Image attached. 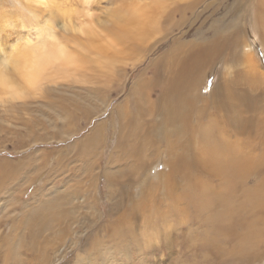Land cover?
Returning <instances> with one entry per match:
<instances>
[{"label": "bare ground", "instance_id": "obj_1", "mask_svg": "<svg viewBox=\"0 0 264 264\" xmlns=\"http://www.w3.org/2000/svg\"><path fill=\"white\" fill-rule=\"evenodd\" d=\"M181 1L115 0L112 30L104 36L90 11L79 15L84 19L76 30L89 38L80 51L90 52V63L103 69L133 62L134 82L115 106L111 130L101 122L69 147L85 162L86 178L69 187L65 180L48 193L40 188L41 199L14 221L13 229L28 240L6 236L3 264H26L22 249L30 256L27 264H52L51 256L63 255L67 243L78 252L72 264H132L150 249L171 253L176 247L189 259L179 258V264L264 261V72L257 66L258 54L264 57V0L251 1L253 11L240 6L230 15L208 16L192 35L183 32L154 57L163 46L160 35H173V26L178 30L185 20ZM178 12L183 20H176ZM50 35L51 51L39 69L46 82L54 74L49 68L65 78L76 63L64 41ZM121 74L128 79L126 70ZM83 114L90 119L84 108ZM56 162L66 171L64 158ZM103 184L107 212L97 208ZM80 210L91 215L80 217Z\"/></svg>", "mask_w": 264, "mask_h": 264}, {"label": "rangeland", "instance_id": "obj_2", "mask_svg": "<svg viewBox=\"0 0 264 264\" xmlns=\"http://www.w3.org/2000/svg\"><path fill=\"white\" fill-rule=\"evenodd\" d=\"M114 1L55 0L52 6H48L44 0L43 3H41V0L38 2L28 0L26 10L29 15L27 17L16 11L0 16V47H4L5 50L9 49L11 44L15 43L17 39L28 35L26 31L22 30V25L26 24L30 30L40 29L42 26H50L51 31H54L64 41V44L68 46L69 50L76 55L74 59L76 65L74 64L67 69L65 78L54 77L56 76L54 69L49 68L48 75L53 74V72L54 74L52 75L53 78L48 80L47 87L43 92L14 105L0 107V246L2 247L4 245L3 239L6 236H10L12 232L20 234V236L25 235V239L28 240V236L25 233L24 235L21 234L20 228L18 233L16 229H13L14 221L20 223V218L24 217V210L26 209V213L33 209L35 202L41 199L40 188H46V193H48L52 192L54 186L62 187V183L65 180L67 181L66 187H69L79 179L86 178L82 170L85 162L78 159L77 149L74 150L73 147H69L87 136L90 137L101 122H105V132L111 130L110 120L115 106L124 102L125 96L131 89L135 77L130 75L131 70L135 68L134 64H132L133 62L127 61L126 64L115 63L110 69H103L97 67L99 64L92 65L90 63L95 60V57L90 52L87 50L80 51V45H86L89 39L88 36L76 30L79 27L80 20L84 19L80 16L84 12L90 11V18L93 20L97 33L103 36L109 35L110 30H112V14L118 5ZM251 1L256 2L257 0L181 1L179 4L187 10L184 11L185 20L181 19L180 12L176 14L175 18L177 21L183 20L181 27L175 30L173 26V35H160L161 37L158 40L163 42V46H160L158 52L153 54V56L163 55L172 44V41L182 39L183 36L181 35L183 32L192 35L195 32L196 24L211 20H208V16L216 18L230 15V13L242 6L243 9L253 11L254 9L249 6ZM247 2H249L248 5ZM51 10L52 12L50 13L49 11ZM196 17H198L197 21ZM200 20L202 21L200 22ZM95 38L96 36L92 40L94 41ZM189 38L187 37V39ZM78 46L79 48H77ZM258 58L259 64L257 66L259 70L264 72V57L259 53ZM150 59L147 60L146 64L138 65L139 67L136 66V70L143 71ZM150 67L151 63L147 69L150 70ZM123 70L127 71L128 75L125 77L128 79H123L121 74ZM217 74L221 76L218 71ZM77 95H80L79 97L82 99H79V97L76 99ZM69 101L73 107L70 104L67 105ZM65 103L66 107L64 106ZM83 108L91 115L90 119L83 114ZM45 152L47 155H45ZM103 154H105L104 159L106 154H110L108 146H106V150H103ZM59 156L65 160L66 171L61 170L56 162L60 158ZM102 162V166H104L105 161L103 160ZM39 168L40 171L38 172ZM111 170L115 171L117 169L112 168ZM52 178L55 182H51ZM86 188L87 182L85 180L84 189ZM104 189L105 184L102 185L100 198L105 195L106 189ZM94 192L95 190L92 193ZM85 196L87 197L88 195L85 194ZM103 197L100 199V203H98L100 205H97V208L101 212H107L108 204L103 202ZM24 207L26 208L23 209ZM27 207L31 209L27 210ZM78 213L80 217H84L89 212L88 210H80ZM77 229L78 227L74 226V230L76 231ZM88 235L89 233L81 236L80 241ZM68 238L71 240L70 237ZM72 250V246L67 243L64 250L65 255L58 256V251L55 252V255L51 254L54 255V258L51 256L52 261H54L52 264H72L73 259L76 258L75 255H78V252ZM178 250L179 248L176 247L174 252L170 253L165 252L163 248L150 249L144 252L141 261L134 257L135 263L131 262L132 264H147V262L148 264L151 262L152 264H160L161 262L162 264H179V258H182L183 261H188L189 259L180 256L177 252ZM122 252H119V254H122ZM19 254L23 257V260L26 259L24 261L27 264L30 256L26 251L22 249V253L20 250ZM0 264H3L1 258ZM258 264H264V261Z\"/></svg>", "mask_w": 264, "mask_h": 264}, {"label": "clouds", "instance_id": "obj_3", "mask_svg": "<svg viewBox=\"0 0 264 264\" xmlns=\"http://www.w3.org/2000/svg\"><path fill=\"white\" fill-rule=\"evenodd\" d=\"M27 5L28 0H0V16L16 11L27 17ZM22 30L28 35L7 50L0 47V107L22 102L47 87L46 74L39 69L51 51V28L30 30L24 24Z\"/></svg>", "mask_w": 264, "mask_h": 264}, {"label": "snow or ice", "instance_id": "obj_4", "mask_svg": "<svg viewBox=\"0 0 264 264\" xmlns=\"http://www.w3.org/2000/svg\"><path fill=\"white\" fill-rule=\"evenodd\" d=\"M206 91H207V89H206Z\"/></svg>", "mask_w": 264, "mask_h": 264}]
</instances>
